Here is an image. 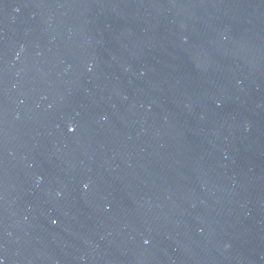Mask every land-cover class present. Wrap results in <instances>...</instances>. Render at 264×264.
I'll use <instances>...</instances> for the list:
<instances>
[{
    "label": "water",
    "instance_id": "water-1",
    "mask_svg": "<svg viewBox=\"0 0 264 264\" xmlns=\"http://www.w3.org/2000/svg\"><path fill=\"white\" fill-rule=\"evenodd\" d=\"M0 264H264V0H0Z\"/></svg>",
    "mask_w": 264,
    "mask_h": 264
}]
</instances>
